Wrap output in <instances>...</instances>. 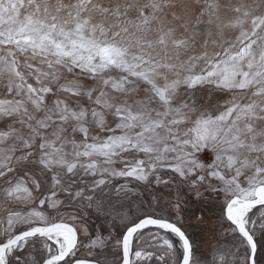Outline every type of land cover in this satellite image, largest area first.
I'll use <instances>...</instances> for the list:
<instances>
[{
	"label": "snow or ice",
	"instance_id": "obj_1",
	"mask_svg": "<svg viewBox=\"0 0 264 264\" xmlns=\"http://www.w3.org/2000/svg\"><path fill=\"white\" fill-rule=\"evenodd\" d=\"M0 264H264V0H0Z\"/></svg>",
	"mask_w": 264,
	"mask_h": 264
},
{
	"label": "trees",
	"instance_id": "obj_2",
	"mask_svg": "<svg viewBox=\"0 0 264 264\" xmlns=\"http://www.w3.org/2000/svg\"><path fill=\"white\" fill-rule=\"evenodd\" d=\"M204 213H205V215H207V216H212V215H213V210H211L210 208H205V209H204ZM194 218H195V217H192V218H190V219H187V220H186V223H187V225L189 226V227H188V231H189V234H190L191 238H192L194 241L197 242L196 239L200 238L201 235H207L208 233H210V231H207V230H206L208 227H206L204 230H202V229H200V228H196V227H195L194 225H192V224H189V222L192 221V220H194ZM93 219H94V218H93ZM96 223H97V222L94 221V223H93V227L96 226Z\"/></svg>",
	"mask_w": 264,
	"mask_h": 264
},
{
	"label": "rangeland",
	"instance_id": "obj_3",
	"mask_svg": "<svg viewBox=\"0 0 264 264\" xmlns=\"http://www.w3.org/2000/svg\"><path fill=\"white\" fill-rule=\"evenodd\" d=\"M208 223H211V221H209ZM208 223L197 221L195 218H194V220L189 222V224H192L196 228H200L202 230H204L206 227H208ZM210 237H212L211 232L208 233L207 235H201V237L196 239V240H197V243H200L201 241H203L204 246H205V250H206L210 243H215V238L213 237L212 239H210ZM84 254H86V253H84Z\"/></svg>",
	"mask_w": 264,
	"mask_h": 264
}]
</instances>
